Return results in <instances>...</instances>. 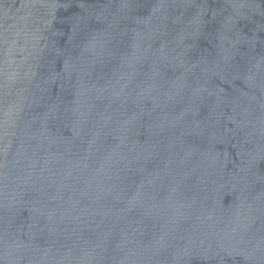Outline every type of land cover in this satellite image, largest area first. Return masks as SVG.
<instances>
[{
	"label": "water",
	"instance_id": "water-1",
	"mask_svg": "<svg viewBox=\"0 0 264 264\" xmlns=\"http://www.w3.org/2000/svg\"><path fill=\"white\" fill-rule=\"evenodd\" d=\"M0 264H264V0H0Z\"/></svg>",
	"mask_w": 264,
	"mask_h": 264
}]
</instances>
